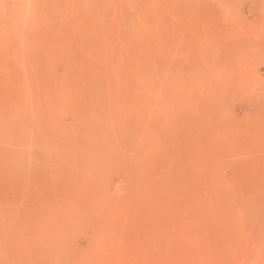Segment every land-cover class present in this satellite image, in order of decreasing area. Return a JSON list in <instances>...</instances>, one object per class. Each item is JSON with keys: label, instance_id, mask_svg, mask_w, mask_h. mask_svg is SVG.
I'll use <instances>...</instances> for the list:
<instances>
[{"label": "rangeland", "instance_id": "rangeland-1", "mask_svg": "<svg viewBox=\"0 0 264 264\" xmlns=\"http://www.w3.org/2000/svg\"><path fill=\"white\" fill-rule=\"evenodd\" d=\"M0 264H264V0H0Z\"/></svg>", "mask_w": 264, "mask_h": 264}]
</instances>
